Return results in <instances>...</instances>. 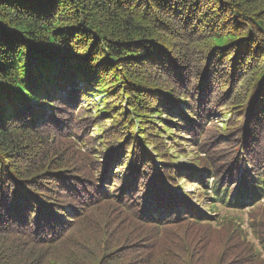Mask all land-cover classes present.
<instances>
[{
    "label": "trees",
    "instance_id": "trees-1",
    "mask_svg": "<svg viewBox=\"0 0 264 264\" xmlns=\"http://www.w3.org/2000/svg\"><path fill=\"white\" fill-rule=\"evenodd\" d=\"M220 205L264 249V0H0V264H264Z\"/></svg>",
    "mask_w": 264,
    "mask_h": 264
},
{
    "label": "rangeland",
    "instance_id": "rangeland-1",
    "mask_svg": "<svg viewBox=\"0 0 264 264\" xmlns=\"http://www.w3.org/2000/svg\"><path fill=\"white\" fill-rule=\"evenodd\" d=\"M92 102L91 107L97 106V102L100 101V96L97 94L91 95V97L88 98ZM220 121V120H219ZM221 125V124H220ZM96 133L93 131V134ZM192 148H187V153L191 154L193 151H191ZM158 164V162H156ZM191 163L190 158H181L180 161H178L175 166H183ZM181 187L173 186L171 185V188H181V195H188V198L192 200V203L197 206V208L201 211L207 212V210H203V206L205 202H199V195L202 194V191H198L196 187H192V185H188L189 183H183ZM173 184V183H172ZM201 198V197H200ZM229 198V196L227 197ZM227 200V199H226ZM200 203V204H199ZM219 208L212 213L214 216V221L209 224L211 225L212 230H218L222 227L224 223L227 221H233L239 226L235 227V230H238L240 227V231H242V235L245 238L246 242L253 246L255 251L259 252L258 257L256 258V262L259 261V259L264 260V249H262L261 244V234L263 227L259 226L260 222L262 221L261 216L255 217L256 215L255 211H248V210H237L234 208H231L229 206L220 205ZM213 221V220H212ZM253 222V223H252Z\"/></svg>",
    "mask_w": 264,
    "mask_h": 264
}]
</instances>
